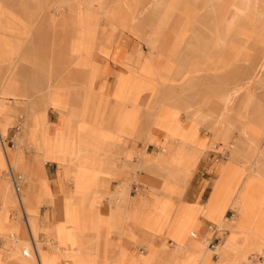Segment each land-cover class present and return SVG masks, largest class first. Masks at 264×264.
<instances>
[{
	"label": "rangeland",
	"instance_id": "rangeland-1",
	"mask_svg": "<svg viewBox=\"0 0 264 264\" xmlns=\"http://www.w3.org/2000/svg\"><path fill=\"white\" fill-rule=\"evenodd\" d=\"M0 4L12 20L25 21L17 32L22 44L11 43L17 39L14 35L0 44V264H58L61 259L98 264L96 249L87 255L81 234L89 224L93 241L99 239L102 203L95 206L92 222L83 223L78 209L89 196L90 204L97 202L98 156L107 164L113 158L117 162L112 145L118 134H130V127L142 145L134 152L139 161L144 156L143 138L149 139L155 128L165 132V153L156 157L167 169L165 194L175 191L176 175L184 180L174 182H186L207 149L198 130L210 137L215 157L222 162L213 191L221 186V192L213 209L208 205L200 213L218 227L227 226L226 245L235 246L229 264H257L249 259L251 253L264 258V0H0ZM124 35L137 49L122 63L130 72L118 73L113 92L107 94L101 79L108 59H120L123 50L117 40ZM83 78H88L87 84H82ZM49 108L62 114L53 132ZM9 124L13 128L8 134L16 133L13 147L3 140ZM106 142L112 144L104 149ZM32 156V162L26 159ZM45 161L59 164L64 177L73 182L71 192L82 197L69 207L73 209L63 211L68 222L63 228L60 222L43 227L62 218L59 210L49 217L45 207V216H38L39 205L53 196L44 167L52 170L55 164ZM138 167L143 170L141 164ZM149 172L160 178L165 173L160 164ZM12 173L22 176L18 192L10 180ZM130 183L114 186L103 202L116 209L129 204ZM152 186L150 190L155 189ZM143 200L138 195L141 207L150 210L141 219L155 234L166 231L177 251L165 258L153 252L142 263L129 264H227L222 256L212 262L206 245L191 237L198 229V211L192 206L176 205L168 195ZM230 207L237 210V217L226 225L223 214ZM28 234L36 242L39 237L47 244L53 237L55 243L47 250L39 243L32 246Z\"/></svg>",
	"mask_w": 264,
	"mask_h": 264
},
{
	"label": "crops",
	"instance_id": "crops-1",
	"mask_svg": "<svg viewBox=\"0 0 264 264\" xmlns=\"http://www.w3.org/2000/svg\"><path fill=\"white\" fill-rule=\"evenodd\" d=\"M117 42L123 50L122 55L118 61L111 58L108 59L106 71L101 79V82L104 84V91L107 94L113 92L118 73L127 74L130 72L122 63L133 49H137L135 41L126 35L120 37ZM96 60L97 62H101L100 57ZM134 68H136V66H134ZM83 83L87 84L88 78L86 81L83 78L82 84ZM131 83V76L129 75V84L131 85ZM99 84L100 81L96 82L94 87L97 88ZM49 110V112L47 111V118L48 123L50 124V130L53 132L55 126L60 122L62 114L58 109L49 108ZM180 119L183 120L182 118ZM222 119L224 120L225 117L222 116ZM30 124H34V122L31 121ZM9 128H13L12 124H9L3 140L7 144V147H13L15 145L13 138L16 133L12 135L8 134ZM19 129L20 127L16 126L15 131L21 133ZM129 130L130 134H118V139H116L114 145H112L111 152L114 154L118 153L119 155V160L117 162L114 163L113 158L110 163L107 164L106 161H104V158H99L101 156H98L97 163L101 172L96 177L99 184L97 202L95 204H90L89 196L81 209H78L82 213L83 223L84 221L92 222L97 217L96 213L93 214L95 212V206L102 203L100 209H98L99 216L103 218L99 229V239L93 241L95 234L90 231L89 224L88 226L86 225L87 229L81 234L82 247L86 250L85 252L87 255L91 256V252L96 249L98 264H103V262H106V264H129L133 261H140L142 263V260L148 258L153 252H156L161 258L174 255L177 251L176 243L171 237L166 235V231L165 235L155 234L146 226V219L141 218L147 214L150 209L147 206L142 208L141 202L138 201V195L143 196V201L146 202H151L154 196L168 195L176 205H190L194 212L198 211V229L191 233V237H196L206 245L207 249L211 252V261H218L220 256L226 259L227 264L233 261L235 257V246L226 245L228 241L227 226L218 227L217 224H214L200 213V210H202V208H207L208 205L211 208L214 207L215 204H213L214 202L212 199L216 190L220 187L219 186L213 191L215 180L219 175L218 164L222 162H219V158L215 157L217 154V152H215L216 146L211 144L210 137L208 139V137H205L201 133L200 129L198 130V135L206 140V145H208L207 149L203 152L195 165L194 161H189V164H192V166L194 165V168L186 182L184 184L181 183V185L174 182L175 179H179L181 182L184 180L182 175H176L173 177L172 183V187L175 191L170 194H165L163 188H165L164 179H166L167 169L164 163L159 161V159H156L158 153H165L162 151L163 147L165 148V144L163 143L165 132L162 129L155 128L152 133L150 132L151 134L148 136L149 139L145 140L143 138V141L145 142L143 151L144 156L142 161H139L134 155V152L136 149L142 148V145L135 139L136 130L133 134L131 133V127ZM110 144L112 143H104V149ZM26 159L32 162L34 156ZM46 163L52 165L55 164V167H53L52 170H50V168L45 169L44 167L45 178L49 181L53 196L47 202L39 205L38 216L41 218L45 216V207H49V211L47 212V216L49 215V217H51V213L59 210L62 214V218L50 225L42 221L44 223L43 227H50L55 223L60 222V225H62L61 227L63 228L64 225H68V222L63 220V211L73 209V207L70 209L69 207L74 206L76 203L79 204L82 197L80 194L74 195L71 192L73 189V182H69L71 178L64 177L62 167L59 164L53 161H45V164ZM138 164H141L143 170L139 169ZM158 164L162 166V169H164L165 172L161 178L154 177V175L149 172L150 169L157 168ZM82 176H85V174L82 173ZM134 178L136 180H134ZM82 181V185L85 187L87 183H85L84 180ZM120 182L125 185L131 182L129 188V204L125 206L119 205V208L117 209L114 206L110 208L107 203L103 202L105 199L103 197L107 192L114 191V186L118 185ZM154 184L155 189L150 190V187ZM111 216H113L114 220L109 219ZM139 217L141 220H138ZM173 217L174 214L172 218ZM236 217L237 210L230 207L225 210L223 221L226 225H229ZM172 218L170 221H172ZM41 234H45V232H41ZM160 235H163V237L161 238ZM29 238V242L32 246L39 243L42 245L41 247L46 250L51 247H47L48 244L53 245L55 243L53 237H49L47 244L39 237L37 242L30 235ZM211 245L214 246L211 247ZM248 257L252 261L253 259H256V262L253 261V263L264 264V258L260 254L251 253ZM58 264H71V261L61 259L58 261Z\"/></svg>",
	"mask_w": 264,
	"mask_h": 264
},
{
	"label": "bare ground",
	"instance_id": "bare-ground-1",
	"mask_svg": "<svg viewBox=\"0 0 264 264\" xmlns=\"http://www.w3.org/2000/svg\"><path fill=\"white\" fill-rule=\"evenodd\" d=\"M8 9H6L3 5L0 4V44H6L8 43V37L11 35L16 36V40H10L12 41L11 43L14 45L15 43L17 44H22V39L18 38L20 37L19 34H17L18 30L21 28L24 29L25 21L19 20V19H11L8 14ZM31 121V119L29 120ZM218 121V120H216ZM7 152V151H6ZM8 156V152L6 153ZM221 192V186L216 190L212 201L215 204L217 200L219 199V195ZM235 234V233H234ZM259 248V247H258ZM238 257V256H237ZM237 259V258H236Z\"/></svg>",
	"mask_w": 264,
	"mask_h": 264
},
{
	"label": "built area",
	"instance_id": "built-area-1",
	"mask_svg": "<svg viewBox=\"0 0 264 264\" xmlns=\"http://www.w3.org/2000/svg\"><path fill=\"white\" fill-rule=\"evenodd\" d=\"M10 180H11V183L15 189V191H19L20 189V183H21V180H22V176L17 173V174H10ZM214 245H211V247H213Z\"/></svg>",
	"mask_w": 264,
	"mask_h": 264
}]
</instances>
